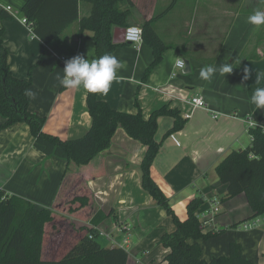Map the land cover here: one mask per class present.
Segmentation results:
<instances>
[{
	"label": "crops",
	"instance_id": "obj_1",
	"mask_svg": "<svg viewBox=\"0 0 264 264\" xmlns=\"http://www.w3.org/2000/svg\"><path fill=\"white\" fill-rule=\"evenodd\" d=\"M24 1L0 0V11L7 14L2 19V39L9 71L15 77L30 78L28 90L36 95L29 97V109L45 117L43 132L63 140L80 137L91 124L87 90L82 86L65 89L59 84L57 75L63 76L65 64L57 56L68 60L79 54L96 59L92 31L80 32L79 24L91 14L92 3L78 0L77 20L54 41L44 44L21 21ZM113 5L118 11H126V26L141 27L154 18V29L168 47L161 61L144 76L153 60L151 46L144 40L138 45L118 43L112 54L123 67L107 95L97 93L99 99L118 111H141L144 118L162 106L178 108L182 118L183 113H190L180 128L166 136L172 117H157L154 138L160 147L150 165V175L180 220L187 217V203L198 198L197 215L203 231L223 230L215 237L198 240L204 259L208 260L204 257L207 247L211 257L226 255L229 241L236 240L245 258L264 264V231L240 227L242 221L251 219L252 211L243 193L225 199L226 185L215 171L229 152L250 144L248 118L264 128V107L251 102L254 91L264 88V25L248 22L256 10L264 11V0H115ZM126 26L115 24L112 33L114 28ZM174 55L185 60L186 71L174 67ZM224 63L233 64L232 73L225 77L216 73L210 81L200 77L202 68ZM245 66L252 71L247 80L243 79ZM173 71L175 76H171ZM192 96L202 97L207 108L192 109ZM213 113L218 114L216 118ZM32 143L25 122L0 129V187L30 199L38 207L52 205L61 196L60 179L66 161L46 156ZM145 150V145L117 128L109 148L64 177L72 180V190L82 187L89 192L91 212L100 209L106 214L96 226L105 230L115 225L128 228L126 249L139 246L142 255L149 254L145 247L161 245V235L174 229L171 217L141 185L140 163ZM216 205L219 212L211 216ZM71 219L80 226H92L89 218L85 222L78 217ZM150 235L152 240L143 239ZM162 251L166 254L168 250L163 246ZM127 264H131L129 258Z\"/></svg>",
	"mask_w": 264,
	"mask_h": 264
},
{
	"label": "trees",
	"instance_id": "obj_2",
	"mask_svg": "<svg viewBox=\"0 0 264 264\" xmlns=\"http://www.w3.org/2000/svg\"><path fill=\"white\" fill-rule=\"evenodd\" d=\"M89 1L92 3L91 14L80 20V32L84 29L92 31L97 59L105 53H113L118 43L112 42V26L127 25L126 11H118L113 5L115 0ZM77 3L78 0H25L20 14L26 19L32 33L48 44L77 20ZM5 16L7 14L1 10L0 116L3 122L0 129L14 122H25L33 136V147L46 156L64 159L66 165L60 179V184H63L60 199L49 208L38 207L30 199L0 187V264H127L126 249L103 245L100 242L103 237L97 236L93 228L105 219L106 214L100 209L91 212L88 206L89 192L82 187L72 190V180L64 178L75 167L89 164L109 148L117 128H122L129 137L145 145L140 163L141 185L174 223V229L160 237L161 244L168 250L163 258L165 264H254L243 256L241 244L236 240L229 241L226 255L204 259L198 240L215 237L223 230L203 231L197 215L201 204L198 198L187 203V217L180 220L172 210L169 199L150 175V165L160 147V142L154 138L157 117H172V126L165 133V136L169 135L184 123L178 108L162 106L144 118L141 111L127 113L115 110L99 99L97 93L87 91L86 104L91 124L82 136L63 140L43 132L45 117L29 109V96L25 94L31 84L30 78H18L9 71L7 50L2 39V19ZM153 20L141 26L143 40L153 51V60L145 69L144 76L161 61L163 51L168 47L155 31ZM248 134L250 144L229 152L217 164L215 171L219 180L226 185L225 199L243 193L252 218L264 214V128L260 125L248 127ZM68 197H72L68 200L70 203L60 207ZM58 211L63 216L57 218ZM70 213H74L73 217L89 218L92 226L75 228L69 224L71 221L66 216ZM48 225L54 236L44 249ZM89 233L94 234L93 238H89ZM63 239L68 240L63 242Z\"/></svg>",
	"mask_w": 264,
	"mask_h": 264
},
{
	"label": "clouds",
	"instance_id": "obj_3",
	"mask_svg": "<svg viewBox=\"0 0 264 264\" xmlns=\"http://www.w3.org/2000/svg\"><path fill=\"white\" fill-rule=\"evenodd\" d=\"M248 22L253 25H264V11L256 10L248 16ZM130 31L138 33L139 29L133 28ZM174 66L186 71L185 60L174 55ZM123 67V62L115 55L105 53L97 59H86L83 55H75L65 61L63 76L57 75L59 84L65 89H78L81 86L91 93L107 95L112 82L117 78L118 70ZM233 64L224 63L220 66L209 65L200 70V77L204 80H211L216 73L225 77V74L232 73ZM243 79L251 77L252 71L245 66L243 68ZM259 79V76H258ZM30 98H35V93L26 90ZM251 102L257 107H264V88H257L251 96ZM250 126H255L250 121Z\"/></svg>",
	"mask_w": 264,
	"mask_h": 264
},
{
	"label": "built area",
	"instance_id": "obj_4",
	"mask_svg": "<svg viewBox=\"0 0 264 264\" xmlns=\"http://www.w3.org/2000/svg\"><path fill=\"white\" fill-rule=\"evenodd\" d=\"M5 9L10 10V6H6ZM14 16H15V14H14ZM21 21L23 24H25L27 26L29 31H31L29 25L27 24L26 19L21 18ZM133 28L139 29V32L134 33L132 31H130ZM31 33H32V31H31ZM124 41L129 43V44H133V45L140 44L143 41L142 28L138 25H135V24L126 26L125 31H124ZM57 58L59 59V61H61L64 64H65V61L67 60L65 56H61V55L57 56ZM175 68H178V67H175ZM178 69H180V68H178ZM175 75H176V72L173 71L171 73V76H175ZM189 104H191L192 109L197 108V107L207 108L206 101L200 96H192L189 99ZM217 115H218L217 113H213L214 118H216ZM189 116H190V113H187V112L183 113V118H188ZM250 121L252 122V124L256 125L251 118H248L247 119V126L248 127H253V126H250ZM258 222H259V218L253 219L252 221H250L248 223H244L241 226L244 229H249V228L255 226ZM203 223H206V220H204ZM93 228L95 229L97 236L105 238L110 244H112L114 246L126 249V247L129 244L128 232H127L128 228H126V227L124 229H122L121 227H117L115 225L111 230H105V229L97 227V226H94ZM115 230H116V232H115ZM88 236H89V238H93L94 234L89 233Z\"/></svg>",
	"mask_w": 264,
	"mask_h": 264
},
{
	"label": "rangeland",
	"instance_id": "obj_5",
	"mask_svg": "<svg viewBox=\"0 0 264 264\" xmlns=\"http://www.w3.org/2000/svg\"><path fill=\"white\" fill-rule=\"evenodd\" d=\"M135 25H137V24H135ZM70 198H72V197H68V199L66 200V201H62V204H60V207L61 206H63L64 207V205L65 204H69L70 203V201H68V200H71ZM65 203V204H64ZM64 204V205H63ZM76 204V203H75ZM51 205L50 204H46V206H44V207H50ZM216 208H213L212 209V211H211V216H212V214H213V216L215 215V214H217L218 212H219V208H218V206L216 205L215 206ZM60 210V209H59ZM67 215V218L68 219H70V221L72 220L71 218L74 216V213H70V214H66ZM61 216H63V214H61L59 211H58V214H57V218H59V217H61ZM76 217V216H75ZM253 219H258L259 218V222L255 225V226H253V227H251V228H253V229H255V230H261V231H264V214H261V215H258V216H254V217H252ZM247 219V220H244V221H242L241 223H240V227H242L241 225H243L244 223H248V222H250V221H252L253 219ZM80 220H83L84 222H85V220H87L88 221V219H86V218H84V217H81V218H79ZM70 225H72V226H74L75 228H81V227H86V226H80V225H78V223H74V222H70L69 223ZM65 225H66V223H65ZM257 226V227H256ZM256 227V228H255ZM203 228V227H202ZM243 228V227H242ZM60 229H62V230H64V227H61L60 226ZM68 229H69V227H68ZM250 229V228H249ZM56 230H58V227H57V229ZM78 230H81V229H78ZM239 231H243V230H245L244 228H243V230H240V229H238ZM61 231V230H60ZM206 232V231H205ZM54 235H51V231H50V226L48 225L47 226V232H46V239H45V242H44V249H46V245H47V242L48 241H51V239H52V237H53ZM66 236V235H65ZM65 236H63V237H65ZM101 240H100V242L103 244V245H105V246H114V245H112V244H110L105 238H100ZM144 240H152L153 239V235H150L148 238H143ZM68 239H63V242H65V241H67ZM128 240H129V238H128ZM141 246L143 247L144 246V244L142 243L141 244ZM162 244L161 245H159V244H154V243H152V247H145V249H148L149 250V254L148 255H142V252H141V250H138L139 248L141 249V247H134V248H129V249H126L127 250V252H128V258H129V263L131 262V264H165L164 262H163V258H164V255H165V252H163L162 251ZM61 251H62V248L60 249ZM129 252L131 253V255L129 254ZM62 253V252H61ZM145 253H147V252H145ZM211 249H209L208 247L206 248V250H205V255L206 256H204V257H207V259H209L211 256ZM134 257H137V258H140L139 259V261L141 260V262L140 263H137V260H135L134 259ZM151 257H153V259H151Z\"/></svg>",
	"mask_w": 264,
	"mask_h": 264
},
{
	"label": "water",
	"instance_id": "obj_6",
	"mask_svg": "<svg viewBox=\"0 0 264 264\" xmlns=\"http://www.w3.org/2000/svg\"><path fill=\"white\" fill-rule=\"evenodd\" d=\"M124 31H125V27L114 28L112 33V42L113 43L124 42Z\"/></svg>",
	"mask_w": 264,
	"mask_h": 264
}]
</instances>
